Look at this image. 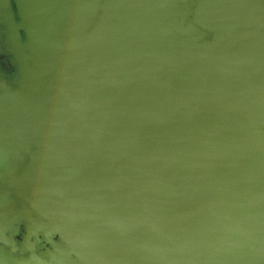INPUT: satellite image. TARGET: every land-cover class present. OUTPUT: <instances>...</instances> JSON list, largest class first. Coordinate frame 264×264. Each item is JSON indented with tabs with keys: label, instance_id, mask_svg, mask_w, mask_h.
Listing matches in <instances>:
<instances>
[{
	"label": "water",
	"instance_id": "water-1",
	"mask_svg": "<svg viewBox=\"0 0 264 264\" xmlns=\"http://www.w3.org/2000/svg\"><path fill=\"white\" fill-rule=\"evenodd\" d=\"M0 5V264H264V0Z\"/></svg>",
	"mask_w": 264,
	"mask_h": 264
},
{
	"label": "rangeland",
	"instance_id": "rangeland-1",
	"mask_svg": "<svg viewBox=\"0 0 264 264\" xmlns=\"http://www.w3.org/2000/svg\"><path fill=\"white\" fill-rule=\"evenodd\" d=\"M6 21L5 11L0 5V76L14 86L21 77V66L9 47ZM25 222L26 219L17 211L0 213V256L10 258L28 251L30 253V239ZM30 234L32 235L31 229ZM21 251L24 253H20Z\"/></svg>",
	"mask_w": 264,
	"mask_h": 264
}]
</instances>
